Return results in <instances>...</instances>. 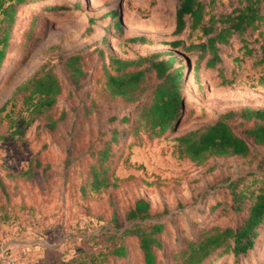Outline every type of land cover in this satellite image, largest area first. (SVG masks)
<instances>
[{
	"label": "rangeland",
	"instance_id": "1",
	"mask_svg": "<svg viewBox=\"0 0 264 264\" xmlns=\"http://www.w3.org/2000/svg\"><path fill=\"white\" fill-rule=\"evenodd\" d=\"M200 1L206 21L230 13L239 2ZM178 3L28 0L19 7L0 77V177L8 193L0 194V262L7 250L12 264H77L80 259L144 264L138 241L125 233L137 224L126 214L139 199L150 204L153 216L147 222L165 226L158 264H179L185 243L197 240L205 228L243 224L252 200L242 189H264V146L246 136L252 124L239 114L264 109V63L246 55L239 37L232 36L229 43L217 44L222 60L217 69H205L203 61L196 73L199 53L186 48L207 38L200 28H191L190 18L185 32L173 36ZM135 37L147 42L130 43ZM256 37L258 32L250 42ZM177 40L185 48L172 49ZM158 52L171 53L186 68L175 130L156 138L139 121L140 103L112 97L101 76L105 69L112 72V55L134 60ZM75 54L82 55L86 72L79 83L64 65ZM42 65L54 71L63 92L56 106L32 124L19 121L15 134L22 106L14 91ZM229 113L235 116L228 122L250 146L246 157H212L197 165L179 156L177 137ZM108 147L110 186L94 190L91 167L98 151ZM25 171L27 176L20 177ZM118 247L126 249L122 259L112 252ZM91 255L95 262L90 263ZM203 264H264V225L245 256L221 250Z\"/></svg>",
	"mask_w": 264,
	"mask_h": 264
},
{
	"label": "trees",
	"instance_id": "2",
	"mask_svg": "<svg viewBox=\"0 0 264 264\" xmlns=\"http://www.w3.org/2000/svg\"><path fill=\"white\" fill-rule=\"evenodd\" d=\"M28 0H0V77L3 66L9 54V46L15 25V18L19 7ZM205 4L200 0H179L175 13V29L173 36L182 35L187 29V18L192 20V29L200 28L206 42L197 45L191 44L186 50L197 51L198 58L194 62L193 70L197 73L200 64L204 61L205 69H217L222 62L218 54L217 44H227L232 36H237L245 54L255 57L259 63H264V0H239L238 6L230 13L220 15L218 18L211 16L206 21L207 13ZM117 19V13H112ZM122 31L120 20L116 21ZM258 32V37L250 42V37ZM132 44H144L147 40L135 37L129 40ZM254 43L253 46L250 45ZM172 49L185 48L183 41L177 40L170 43ZM82 55L69 56L65 68L79 83L86 77L82 67ZM112 72L105 69L101 80L106 90L114 98H120L126 103L139 102V121L151 137H162L175 130V118L182 104L184 94V69L185 65H177L176 58L171 53H154L134 60H123L112 55ZM63 89L59 78L46 65L40 66L14 91L13 96L21 98L19 110L20 120L14 126L19 132V121L23 124H32L34 120L47 114L57 104ZM9 100L3 105L5 110ZM234 113L220 117L216 122L200 129L189 131L176 138L177 151L181 158H187L197 165L205 164L212 157L231 158L246 157L250 152L247 141L238 135L228 119ZM245 122L252 126L244 131L246 136L256 145L264 146V109H243L239 114ZM63 118V117H62ZM129 118L124 119L128 121ZM13 126V125H12ZM116 140V132L113 135ZM111 148L98 151L97 160L91 167L92 189L100 190L110 186L108 170ZM28 171L19 176H27ZM239 181L232 182L234 187ZM251 192L252 202L248 207V216L242 225L236 228L212 227L202 230L195 241L185 243L179 252V264H203L217 252L232 253L235 257L245 256L255 246L259 229L264 225V189L254 193L249 188L242 189ZM8 195L6 187L0 177V194ZM150 204L139 199L127 212L126 220L137 223L132 229L126 230L129 236L138 241L144 264H158V252L162 247V236L165 229L163 223L147 222L151 219ZM111 252V251H110ZM115 257L122 259L126 255L123 247L112 251ZM95 257L90 256V263L95 262ZM77 264H87L79 260Z\"/></svg>",
	"mask_w": 264,
	"mask_h": 264
},
{
	"label": "built area",
	"instance_id": "3",
	"mask_svg": "<svg viewBox=\"0 0 264 264\" xmlns=\"http://www.w3.org/2000/svg\"><path fill=\"white\" fill-rule=\"evenodd\" d=\"M12 253H9L7 250L3 254V259L1 260L0 264H12L13 259Z\"/></svg>",
	"mask_w": 264,
	"mask_h": 264
}]
</instances>
